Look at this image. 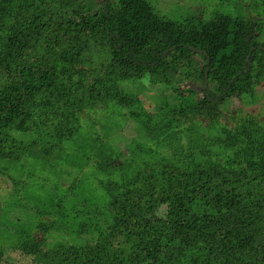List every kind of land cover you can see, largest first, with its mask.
Segmentation results:
<instances>
[{
    "label": "trees",
    "instance_id": "1",
    "mask_svg": "<svg viewBox=\"0 0 264 264\" xmlns=\"http://www.w3.org/2000/svg\"><path fill=\"white\" fill-rule=\"evenodd\" d=\"M13 1L0 0V161L19 160L24 146L14 132L26 131L41 108L54 109L58 137L70 140L84 108L115 97L131 104L119 86L128 80L149 75L173 85L188 67L203 96L171 118L214 122L264 77L259 19L178 22L147 0ZM256 152L238 165L147 169L109 186L93 241L44 248L34 238L17 249L51 264H264V145Z\"/></svg>",
    "mask_w": 264,
    "mask_h": 264
},
{
    "label": "rangeland",
    "instance_id": "2",
    "mask_svg": "<svg viewBox=\"0 0 264 264\" xmlns=\"http://www.w3.org/2000/svg\"><path fill=\"white\" fill-rule=\"evenodd\" d=\"M147 1L159 16L178 22L204 23L219 14L259 19L264 43V0ZM194 79L183 67L173 85L149 75L122 82L121 94L131 104L115 97L84 108L70 140L58 137L52 108H41L26 131H15L24 146L20 158L0 161V264H51L18 251L34 238L44 248L93 241L107 213L109 186L135 182L147 169L257 160L256 149L264 145V77L252 94L228 100L214 122L173 120V109L202 98Z\"/></svg>",
    "mask_w": 264,
    "mask_h": 264
},
{
    "label": "water",
    "instance_id": "3",
    "mask_svg": "<svg viewBox=\"0 0 264 264\" xmlns=\"http://www.w3.org/2000/svg\"><path fill=\"white\" fill-rule=\"evenodd\" d=\"M208 85V75L206 76V83H205V87H207Z\"/></svg>",
    "mask_w": 264,
    "mask_h": 264
}]
</instances>
